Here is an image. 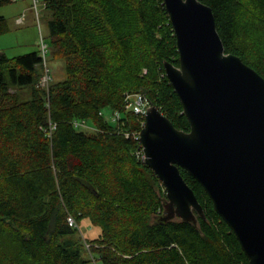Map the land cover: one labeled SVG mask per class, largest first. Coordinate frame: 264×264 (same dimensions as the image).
Returning a JSON list of instances; mask_svg holds the SVG:
<instances>
[{"label": "trees", "instance_id": "1", "mask_svg": "<svg viewBox=\"0 0 264 264\" xmlns=\"http://www.w3.org/2000/svg\"><path fill=\"white\" fill-rule=\"evenodd\" d=\"M42 1L46 59L64 61L66 79L41 84V51L0 56V264H250L183 169L206 219H160L165 188L144 162L143 118L126 110L125 97L143 94L189 131L164 70L179 66L164 0ZM199 1L212 8L225 52L264 78V0ZM9 31L0 17V36ZM116 111L119 120L107 121ZM83 219L100 228L98 238L82 241Z\"/></svg>", "mask_w": 264, "mask_h": 264}, {"label": "water", "instance_id": "2", "mask_svg": "<svg viewBox=\"0 0 264 264\" xmlns=\"http://www.w3.org/2000/svg\"><path fill=\"white\" fill-rule=\"evenodd\" d=\"M179 66L164 63L189 131L155 106L139 141L144 162L163 184L164 222L206 219L185 170L210 197L250 264H264V78L227 54L211 7L199 0H164Z\"/></svg>", "mask_w": 264, "mask_h": 264}, {"label": "rangeland", "instance_id": "3", "mask_svg": "<svg viewBox=\"0 0 264 264\" xmlns=\"http://www.w3.org/2000/svg\"><path fill=\"white\" fill-rule=\"evenodd\" d=\"M0 17H5L10 27L8 33L0 36V56L5 54L12 58L42 51L43 45L49 44L48 19L42 0H14L0 6ZM47 74L54 81L65 80L64 61L47 60V67L44 66V75L41 78V84L45 86L48 83L45 84L42 80ZM132 94L127 93V95ZM89 126L91 127V124ZM100 233V228L94 226L89 219H83L79 223L78 235L83 242L98 238ZM83 257L85 259L91 257L86 249H83ZM95 259H90L89 264H103L97 257Z\"/></svg>", "mask_w": 264, "mask_h": 264}, {"label": "built area", "instance_id": "4", "mask_svg": "<svg viewBox=\"0 0 264 264\" xmlns=\"http://www.w3.org/2000/svg\"><path fill=\"white\" fill-rule=\"evenodd\" d=\"M42 56L44 58V66L47 67V45H43L42 47ZM48 73V70H47ZM50 76H48V74L46 75L45 78H43V82L45 84L49 83L50 80ZM45 86V85H43ZM150 102L148 101V99L146 98V96H144L143 94H132V95H126L125 97V108L127 111H132L134 112L135 115L140 116L141 118H143V126L145 124V115L147 113V109L150 107ZM103 114V113H101ZM105 118L107 119V121L109 122H116L117 120H119L120 118V114L119 112H113L110 113L108 115L104 114ZM76 127H88L86 122H76L75 123ZM140 138V134L137 137V139L139 140ZM142 153H143V147H142ZM143 159H144V153H143ZM68 223L70 227L76 228L78 227L75 219L71 216L68 217Z\"/></svg>", "mask_w": 264, "mask_h": 264}]
</instances>
